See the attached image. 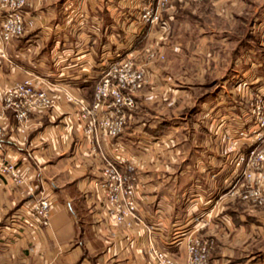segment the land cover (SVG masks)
Wrapping results in <instances>:
<instances>
[{
  "label": "crops",
  "instance_id": "0c3cea01",
  "mask_svg": "<svg viewBox=\"0 0 264 264\" xmlns=\"http://www.w3.org/2000/svg\"><path fill=\"white\" fill-rule=\"evenodd\" d=\"M122 1L132 0H27L23 34L3 46L0 92L31 75L55 101L22 125L10 111L3 118L0 154L20 166L24 182L18 186L0 178V264H146L149 223L155 244L179 257L184 251L177 245L195 232L210 242V264H264V209L226 191L235 173L233 153L217 138L230 128L212 132L211 103L223 91L213 92L216 78L209 75L212 34L204 30L197 36V27L183 28V43L192 52L187 62L178 61L179 71H170L164 56L182 46L173 27L174 5L155 23L132 18L126 24L129 10L117 7ZM219 43L216 62L226 66L227 42ZM143 47L163 58L146 65L147 82L134 92L136 107L126 111L117 137H99L93 144L80 126L65 124L64 112L72 106L64 89L90 101L100 58L119 51L141 60ZM197 51L204 52L200 60L194 59ZM251 56L253 66L264 64L258 50ZM257 78L254 84L264 83ZM241 125L236 121L235 129ZM118 145L124 148L117 150ZM117 155L132 167L136 210L129 226L113 221L103 193L93 186L105 160ZM41 192L53 201L47 224L35 234L27 229L12 235L26 198Z\"/></svg>",
  "mask_w": 264,
  "mask_h": 264
},
{
  "label": "built area",
  "instance_id": "2783aa9c",
  "mask_svg": "<svg viewBox=\"0 0 264 264\" xmlns=\"http://www.w3.org/2000/svg\"><path fill=\"white\" fill-rule=\"evenodd\" d=\"M172 0H156L143 5L138 14L139 22H157L161 20L162 6ZM27 0H0V58H5L4 44L23 34L25 14L23 7ZM150 5V6H149ZM143 59L136 60L130 53H114L109 58H100L95 74L92 98L83 100L73 91L65 90V102L72 106L64 112L63 119L69 127L78 125L83 135L93 144L99 137L112 139L117 137L125 124L126 111L136 107L134 92L147 82L145 67L149 59L161 53H155L149 47H143ZM53 87L56 86L52 83ZM54 96L46 87L36 83L33 76L5 86L0 92V139L5 134L3 118L7 111L12 112L16 125L24 124L31 113L41 112L54 104ZM252 119L246 128H238L233 137L225 141L226 149H235L232 163L234 175L227 180V192L237 196L251 206L264 209V95L253 93L251 100ZM226 135V133H225ZM124 148L118 145L117 150ZM125 159L117 155L105 163L93 179V186L103 193L104 205L116 223L130 225V217L136 210L135 187L132 169ZM0 178L13 185H22L24 174L14 160L0 154ZM23 214L10 227L12 235H24L46 225L53 208V201L47 193L41 192L26 198ZM149 236L144 246L147 255L146 264H210V242L198 233H188L178 244L184 251L179 257L155 244L150 233L151 223L145 225ZM28 229V231H26Z\"/></svg>",
  "mask_w": 264,
  "mask_h": 264
},
{
  "label": "rangeland",
  "instance_id": "374dc122",
  "mask_svg": "<svg viewBox=\"0 0 264 264\" xmlns=\"http://www.w3.org/2000/svg\"><path fill=\"white\" fill-rule=\"evenodd\" d=\"M155 1L138 0L136 4L133 3V0L127 4L122 1L123 5L119 4L117 7L129 10V12H124L127 17V21L125 20L127 24L130 21H134V19L138 20L139 10L143 5L151 2L150 5L154 7ZM170 4L174 5L173 10L170 11L173 13L176 11L178 17L173 27L178 29L181 34L180 36L178 35V38L182 41L179 52L169 53L166 57L164 56L163 60H169L170 71H179L182 67L179 68L178 61L187 62L188 56L192 52L191 46L183 43L187 38L183 35V28L197 27V36L199 35L197 31L203 33L204 30L212 34L211 44L207 47L211 48H209L212 53L210 61L213 62H210L209 75L212 80L216 78L215 82L211 84L213 92H220L218 91L220 88L223 90L220 95L213 97L211 103V115L213 119H216L212 132L215 133L216 128L219 129L218 127L230 128L226 135L221 133L217 138V140L222 139L225 143L227 139L235 135L238 129H235L234 126L236 121L244 123V125L239 126L244 129L251 124L253 114L249 102L253 93L264 95V83L256 85L253 82L258 80V75L260 80L264 79V64L258 67L253 66L251 63L252 51L258 50L260 57L264 59V0H172ZM167 5H169V2L160 6L161 14ZM165 12L167 13L166 10ZM117 18L119 19L120 17L118 16ZM140 23L142 24L143 22ZM220 40H226L227 42L226 66H221L220 63L216 62L220 59ZM116 53L120 52L116 51ZM213 53H215L214 56ZM161 55V57L156 56L162 59L163 54L161 53ZM199 55H204V52H195L194 59H202L198 58ZM222 57L224 56L222 55ZM154 59L155 57L149 59L147 65L153 62ZM220 79H223L221 84H219ZM232 103H236L235 108H226L227 104L230 105ZM193 109L194 107H191L189 113L193 112ZM185 112H188V110H185ZM215 112L216 114H214ZM222 113L224 115H221ZM249 121L250 124L245 126V123ZM234 150L227 149V152L233 153L232 155L234 156Z\"/></svg>",
  "mask_w": 264,
  "mask_h": 264
}]
</instances>
